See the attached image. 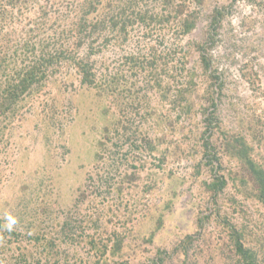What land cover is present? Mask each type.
<instances>
[{
  "label": "rangeland",
  "instance_id": "374dc122",
  "mask_svg": "<svg viewBox=\"0 0 264 264\" xmlns=\"http://www.w3.org/2000/svg\"><path fill=\"white\" fill-rule=\"evenodd\" d=\"M89 1L0 0V264H264V0Z\"/></svg>",
  "mask_w": 264,
  "mask_h": 264
},
{
  "label": "trees",
  "instance_id": "16d2710c",
  "mask_svg": "<svg viewBox=\"0 0 264 264\" xmlns=\"http://www.w3.org/2000/svg\"><path fill=\"white\" fill-rule=\"evenodd\" d=\"M99 1L100 0H96V3L95 0L89 1L87 3V12L97 13L99 11V6H103V2ZM111 2L112 1H108L105 5L107 11H105L106 13L104 15L110 13L111 10L114 11L115 8L111 6ZM87 12L85 13V15L87 14ZM115 18V16H111L110 19L111 25L114 27L118 24L117 21H115ZM192 26L193 24L187 23L186 30H189ZM120 27L124 28V25H121ZM0 50H2L0 52L1 54L3 52V49H1L0 47ZM5 62L6 54H3L0 57V72L1 65H3ZM43 63H45V59L44 53L42 52L40 57L28 62L21 70L12 75L14 77L7 84L6 81H4V85L0 86V110L5 108L7 103L9 105L16 104L19 99H21L30 91V89L37 83V80H39L40 76L44 73V71L41 70L44 66ZM2 73L3 71L0 73V75ZM4 76L6 77V75ZM242 160L255 182L259 199L264 202V170L255 165L250 159L242 157ZM221 184L222 183L219 182L218 186H220ZM233 244L236 255L244 262H246L245 264H255L256 256L253 253L252 249L244 247L243 243L238 237L233 238Z\"/></svg>",
  "mask_w": 264,
  "mask_h": 264
}]
</instances>
